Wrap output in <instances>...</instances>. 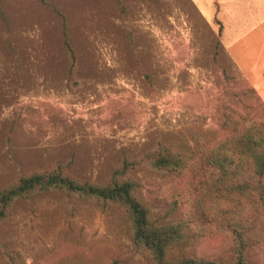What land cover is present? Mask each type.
Here are the masks:
<instances>
[{
  "label": "rangeland",
  "instance_id": "374dc122",
  "mask_svg": "<svg viewBox=\"0 0 264 264\" xmlns=\"http://www.w3.org/2000/svg\"><path fill=\"white\" fill-rule=\"evenodd\" d=\"M213 9L204 0H0V188L57 165L105 180L124 152L194 147L232 121L262 118L264 71L252 68L264 67V44L248 36L233 57ZM137 176L153 218L179 219L196 204L192 173ZM240 215L255 216L249 259L264 264V214L247 206ZM207 228L184 252L229 261L231 236ZM10 251L24 264H149L120 211L61 192L0 219V264Z\"/></svg>",
  "mask_w": 264,
  "mask_h": 264
},
{
  "label": "trees",
  "instance_id": "16d2710c",
  "mask_svg": "<svg viewBox=\"0 0 264 264\" xmlns=\"http://www.w3.org/2000/svg\"><path fill=\"white\" fill-rule=\"evenodd\" d=\"M65 36L73 67L76 54L67 31ZM142 170L192 173L197 200L191 212L173 220L153 218L140 194L137 174ZM55 192L120 211L134 246L149 264H251L250 234L256 227L255 216L243 218L240 213L253 206L264 214V115L232 121L215 140L194 147L161 142L138 154L124 152L111 174L101 181L81 179L61 165L29 171L0 188V219L18 202L28 204ZM243 198L250 204L243 205ZM213 224L231 236L232 258L224 262L186 254L185 248ZM2 264L24 263L17 252L10 251L4 254Z\"/></svg>",
  "mask_w": 264,
  "mask_h": 264
},
{
  "label": "crops",
  "instance_id": "0c3cea01",
  "mask_svg": "<svg viewBox=\"0 0 264 264\" xmlns=\"http://www.w3.org/2000/svg\"><path fill=\"white\" fill-rule=\"evenodd\" d=\"M202 1V0H201ZM214 6L207 11L209 19L217 18L223 25L222 42L236 58V45L248 36L256 35L264 44V0H204ZM236 53V54H235ZM264 71L263 68H252ZM257 74V71L255 72Z\"/></svg>",
  "mask_w": 264,
  "mask_h": 264
}]
</instances>
